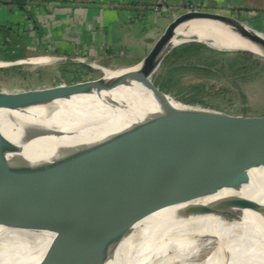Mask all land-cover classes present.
Wrapping results in <instances>:
<instances>
[{
  "label": "water",
  "instance_id": "water-1",
  "mask_svg": "<svg viewBox=\"0 0 264 264\" xmlns=\"http://www.w3.org/2000/svg\"><path fill=\"white\" fill-rule=\"evenodd\" d=\"M1 4L25 8L29 1L4 0ZM193 21L233 28L262 52H224L250 53L264 61V32L257 29L259 19L243 21L234 14L195 8L173 16L146 57L131 66L108 67L81 58L49 56L41 63L27 61L31 59L0 61V110L47 106L132 83L147 88L161 109L129 127L125 133L132 140L130 145L111 142L89 152L86 148L67 150L36 166L14 165L7 160L6 154L18 148L0 129V225L28 224L34 229L37 220L53 215L107 219L121 212L158 210L204 192L239 188L251 181V170L264 168V111L247 113L244 97L240 98L242 114L215 108L194 96L179 97L172 89V79L157 73L176 29ZM67 60L81 65L54 63ZM113 72L120 74L108 78ZM114 105L128 110L126 105ZM24 134L25 141L52 137L45 143L52 151L63 144L60 140L65 136L58 129L41 128L27 129ZM227 204L264 214L263 206L248 199H229ZM88 230L83 233L61 225L58 234H75L79 240H94L100 246L78 249L59 264H105L114 256L115 250L106 245L117 231ZM52 254L45 264L55 258Z\"/></svg>",
  "mask_w": 264,
  "mask_h": 264
},
{
  "label": "bare ground",
  "instance_id": "bare-ground-1",
  "mask_svg": "<svg viewBox=\"0 0 264 264\" xmlns=\"http://www.w3.org/2000/svg\"><path fill=\"white\" fill-rule=\"evenodd\" d=\"M191 39L222 52H262L233 28L209 21L180 25L169 45L177 47ZM47 60L37 57L27 61L41 63ZM119 74L108 73V78ZM88 101L96 102L91 106L82 105ZM115 103L126 105L128 110L120 109ZM160 112L152 93L143 85L132 83L111 92L78 96L47 106L0 110V129L18 148L6 154L7 160L14 165L26 163L36 166L55 159L67 150L86 148L89 152L111 142L130 145L132 140L125 133L129 127ZM31 128L58 129L65 134L60 140L63 144L52 151L45 146L52 137L25 141L24 131ZM249 175L251 181L239 188L199 194L214 196V202L210 204L196 206L181 202L158 210L116 213L107 219L53 215L37 220L34 229L28 224L0 225V264H45L50 253L55 258L49 264H59L78 249L96 248L100 245L94 240H79L74 237L75 234L56 232L62 225L66 229L87 233L89 230L83 223L88 222L96 224L98 229H105L102 225L105 223L109 229L116 230L115 240L139 254L136 264H262L264 214L227 204L229 199L242 198L264 207V168L253 169ZM123 229L128 234L124 240ZM107 244L113 248V241ZM105 264L128 263L115 251Z\"/></svg>",
  "mask_w": 264,
  "mask_h": 264
},
{
  "label": "crops",
  "instance_id": "crops-1",
  "mask_svg": "<svg viewBox=\"0 0 264 264\" xmlns=\"http://www.w3.org/2000/svg\"><path fill=\"white\" fill-rule=\"evenodd\" d=\"M0 1V31L18 34L26 26L32 31L24 37L28 57L49 54L108 67L140 62L172 17L190 8L251 16L264 32V0H169V9L160 13L154 11L155 0H28L25 8ZM18 58L3 55L0 61ZM54 63L81 65L72 60Z\"/></svg>",
  "mask_w": 264,
  "mask_h": 264
},
{
  "label": "rangeland",
  "instance_id": "rangeland-1",
  "mask_svg": "<svg viewBox=\"0 0 264 264\" xmlns=\"http://www.w3.org/2000/svg\"><path fill=\"white\" fill-rule=\"evenodd\" d=\"M1 2V1H0ZM237 16L243 21H247L251 16H242L239 13H231ZM250 19V18H249ZM32 31H30L27 26L21 30V33L16 34L14 31H0V44L3 48L0 49V56H13L19 57L14 60H27L32 57H28L25 49L27 39L29 38ZM20 37V38H19ZM192 40V39H191ZM22 43V44H21ZM21 44V45H20ZM199 44L204 48L196 47V49H191L186 56L180 57V53L176 52L178 49L185 47L187 45ZM7 45V46H6ZM34 48V47H33ZM42 49V48H41ZM36 50V48H34ZM40 50V48H37ZM211 51H216L220 53L234 54L230 52H222L217 49L210 48L204 44L196 42H188L186 44L179 45L177 47H171L167 54L165 55L163 62L158 69L157 73H169L172 72V89L178 94L179 97H191L194 96L199 101L213 106L219 109H225L233 114H242L243 111L240 109L241 97L246 98V108L247 113L257 114L264 111V69L256 70L253 72L252 77L245 80L243 77L233 76L228 70L229 68H222V63L217 64L216 68H213V74L207 75L205 73L187 70L188 67L195 64L199 57L202 59L201 62H197L201 65L203 58L212 57V60L219 61L224 58V55L214 54ZM240 53V52H239ZM49 54H42L39 56H48ZM227 57V56H226ZM206 88V89H205ZM96 101H88L82 103V105L94 104ZM202 196V197H201ZM214 196L209 195H198L197 197L184 201L185 203H190L196 206L205 205L207 203L214 202ZM208 204V205H209ZM90 219V218H89ZM91 220V219H90ZM88 229L92 227L97 228L96 224L93 225L91 222L83 223ZM104 228L109 229V225L103 223ZM105 225V226H104ZM98 229V228H97ZM126 230L123 229V240L128 237ZM126 234V235H125ZM113 241V249L122 257L128 264H136L139 254L131 247L119 243L115 239ZM230 248L229 251H231ZM137 259V261H136ZM264 264V262L262 263Z\"/></svg>",
  "mask_w": 264,
  "mask_h": 264
},
{
  "label": "trees",
  "instance_id": "trees-1",
  "mask_svg": "<svg viewBox=\"0 0 264 264\" xmlns=\"http://www.w3.org/2000/svg\"><path fill=\"white\" fill-rule=\"evenodd\" d=\"M196 47L204 48L202 45L192 44L182 47L176 52L180 53V57H184L188 55L187 53L190 52L191 49H196ZM211 52L214 54L224 55V58L221 60V62L216 60L214 61V59L212 60V57L203 58L204 61H202L201 65H198L197 62H201L202 60L199 57L198 61L195 64L191 65V67H188L189 69L187 70L212 75L213 68H216L217 64L222 63V68H229L228 70L232 73L233 76L243 77L245 80H248L252 77L253 72H255L256 70L264 69V61L250 53H234L226 55L225 53H218L216 51ZM172 72H167L165 75L169 78L173 77Z\"/></svg>",
  "mask_w": 264,
  "mask_h": 264
},
{
  "label": "built area",
  "instance_id": "built-area-1",
  "mask_svg": "<svg viewBox=\"0 0 264 264\" xmlns=\"http://www.w3.org/2000/svg\"><path fill=\"white\" fill-rule=\"evenodd\" d=\"M154 11L160 13V12H166L169 9V0H155L154 3ZM194 9V8H190Z\"/></svg>",
  "mask_w": 264,
  "mask_h": 264
}]
</instances>
